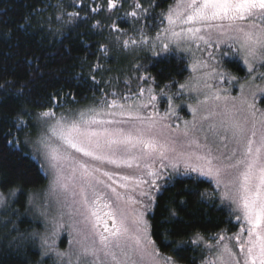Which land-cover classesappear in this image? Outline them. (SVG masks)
Returning <instances> with one entry per match:
<instances>
[{
  "label": "snow or ice",
  "instance_id": "snow-or-ice-1",
  "mask_svg": "<svg viewBox=\"0 0 264 264\" xmlns=\"http://www.w3.org/2000/svg\"><path fill=\"white\" fill-rule=\"evenodd\" d=\"M106 2L112 10L124 0ZM160 7L155 0L147 6L132 0L125 16L138 26L129 35L113 23V41L158 57L183 54L192 74L175 95L194 93L188 105L192 119L183 120V127L169 122L177 115L164 90L170 86L157 92L151 75L139 77L147 86L131 95L101 90L85 109H67L55 93L49 105H38L41 110H22L12 125L16 133H5L13 136L7 143L30 145L50 181L44 203L36 206L44 231L18 233L9 249L38 238L41 255H54L55 264H178L159 251L147 217L156 206L155 193L185 176L211 182L214 191L201 196L218 198L229 209L228 222L236 221V231L222 229L212 242L196 234L192 243L202 246L201 264H264V108L257 106L258 96L264 102V87L254 83L257 77L264 83V0H169L156 12ZM65 15L69 21L79 17L62 12L58 19ZM100 51L107 56L110 49L102 44ZM229 56L247 66L248 94L250 81L239 83L225 68ZM101 68L97 62L93 73ZM89 79L99 84L94 74ZM225 80L237 81L239 95L222 86ZM163 97L167 107L161 112ZM15 192H0V206ZM63 232L71 237L67 251L57 247Z\"/></svg>",
  "mask_w": 264,
  "mask_h": 264
},
{
  "label": "trees",
  "instance_id": "trees-1",
  "mask_svg": "<svg viewBox=\"0 0 264 264\" xmlns=\"http://www.w3.org/2000/svg\"><path fill=\"white\" fill-rule=\"evenodd\" d=\"M141 2L147 6L149 0ZM155 2L161 5L155 9L159 12L169 0ZM131 3L132 0H124L122 7L118 4L117 9L109 10L106 0H0V192L8 194L9 190H16L11 207L16 229L0 226V264L40 262V251L33 242L27 241L19 250L8 248L18 233L40 230L39 224L25 216L26 207L32 194L46 189L48 183L25 144L17 147L7 143L13 136L6 137L5 133H16L12 125L18 113L24 109L33 113L41 110L38 105L51 103L50 94L60 93V102L72 109L94 103L101 90L122 94V89H130L128 95H131L139 85L147 86L144 80L138 79L142 76L155 77L158 91L166 84L169 88L178 86L189 77L184 56H149L136 61L128 76L117 72L119 86L109 84L113 68L123 65L122 61L108 58L119 48L114 44L110 26L115 23L129 35L133 34L138 25L130 16H125ZM59 4L62 7H57ZM92 8L100 11L93 12ZM62 12H78L79 17L69 21L65 15L58 19ZM102 44L110 49L107 56L100 51ZM97 62L102 68L93 73L92 66ZM224 66L233 75H246L237 59L225 60ZM91 74L99 84L89 79ZM24 84L27 88L22 94L20 89ZM68 93L74 94L78 103ZM18 135L21 141L25 139L24 132ZM212 191L213 184L203 178L195 181L177 176L155 194L156 206L148 219L152 224V238L163 256L173 257L178 264H201L202 247L192 243L197 233L209 239L225 228L230 233L236 231L232 226L236 221L228 222V207L221 205L216 197L201 196ZM172 211L176 212L175 216Z\"/></svg>",
  "mask_w": 264,
  "mask_h": 264
},
{
  "label": "rangeland",
  "instance_id": "rangeland-1",
  "mask_svg": "<svg viewBox=\"0 0 264 264\" xmlns=\"http://www.w3.org/2000/svg\"><path fill=\"white\" fill-rule=\"evenodd\" d=\"M176 55L183 56V54H180V53H177ZM198 55H199V53H198ZM149 56H153V55L150 51H148L146 49H143V50H132V49L125 50L122 48H118L117 51L116 50L112 51L108 55V58L113 59L115 62L122 61L123 65H122V68H118V69L113 68L114 73H113L112 77L110 78L109 84H111L113 86L118 85L120 80L117 77V72L127 73V76H128L130 74L131 70L133 69L132 68L133 64L136 63V61H140L142 59L144 60V59L148 58ZM153 57H158V56H153ZM203 57H204V59H208L206 52L203 53ZM233 59L239 60L241 62V64L243 65V67L245 68L246 75L244 77H238L236 75L235 76L238 78L239 83H243L246 79H248L250 81V84L245 87V94H248L252 82H251V78L249 76L247 66L243 63V60L238 56L225 57V60H233ZM186 60H187V58H186ZM211 63L212 62L209 60V64H211ZM188 71H189V76H190L192 74L190 67H188ZM261 71H264V69H261ZM253 75H255V73ZM188 78L183 83H185L188 80ZM211 82L213 84L217 83L215 80H213ZM183 83H181V84H183ZM254 83L256 85H260L261 87H264V83H262L258 77ZM179 85L180 84H178V86H175L173 88L165 89V91L168 92L170 95H172L173 103L175 105H177V108H176L177 115L170 117L169 122H172L174 126L180 125V127H183V120H191L192 119V113H191L190 109L188 108V105L193 103V100L190 99V97L193 96L194 93H189V92L185 91L182 94V96L175 95L177 93V91L179 90ZM222 86L224 88H230L232 95H234V96L239 95V84L237 83V81H233L232 84L229 85V82L227 80H225L222 82ZM252 90L258 91L255 88H253ZM121 91H123L122 95H124V94L128 95V93H129L128 90L124 91V89H122ZM157 92H159V91L157 90ZM257 99H258L257 106L259 108H264V102H259V96ZM166 100H167L166 97L161 98V103H160V111L161 112H163L165 110V108L167 107ZM91 105H93V103H89V104L82 105V106H77V107L72 108V109L73 110L85 109ZM148 111H151V109L149 108ZM31 132H32V135L34 136L35 135V129H32ZM25 146L28 149L29 154L31 155V151H32L31 146L30 145H25ZM33 159H35V158L33 157ZM38 164H39V162H38ZM121 171L126 172L128 170H121ZM45 176L47 177V180H48L46 189H44L43 191H39L37 193L32 194V196L29 199V201L31 200L32 203L30 204L28 202L27 207H26V213H25V216H27L30 220L39 224L40 230L38 232L44 231V222H43L42 218H38L39 214L36 211V206L42 205L44 203V198H45V196L48 192V189H49L50 177L47 176L46 174H45ZM5 196H7V194H5ZM15 197H16V192H15L14 197L8 198V203L6 206H0V226L7 227L10 230H14L12 227V225L14 223V219L11 218V216H13V213L11 214V207H12V204L14 202ZM224 206H226V205H224ZM148 216H149V214H148ZM70 239H71V237L68 235V233L63 232L57 241L58 249L61 251H67L69 249V240ZM206 240H209V242H212L210 240V238L206 239ZM29 242H33L40 251V262H39V264H55L56 258L54 255H48V256H42L41 255V246H40V241L38 238L35 240H29Z\"/></svg>",
  "mask_w": 264,
  "mask_h": 264
}]
</instances>
